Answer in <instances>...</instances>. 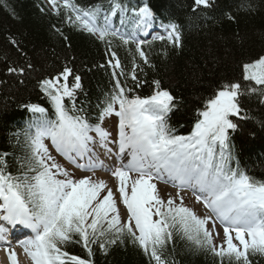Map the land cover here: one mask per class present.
I'll return each mask as SVG.
<instances>
[{
  "label": "snow or ice",
  "instance_id": "snow-or-ice-1",
  "mask_svg": "<svg viewBox=\"0 0 264 264\" xmlns=\"http://www.w3.org/2000/svg\"><path fill=\"white\" fill-rule=\"evenodd\" d=\"M213 2L193 0V11L211 8ZM49 3L57 15L61 7L65 9L68 23L97 35L109 45V37H119L125 45L135 42L144 64L154 67L142 48L150 42L112 30L108 14L103 15L102 25L98 23L102 15L100 6L84 9L74 0H63L62 5L58 0ZM5 6L8 7L6 0ZM129 11L136 27L151 26L154 13L147 4L129 9L119 0H112L111 16L117 12L126 15ZM166 28V37L155 39H167L179 46L182 39L179 26L170 23ZM110 55L115 58L114 63L108 62L115 83L95 124L89 122L84 109L76 104L77 91L83 90L81 76L73 75L72 68L65 66L56 77L40 82L54 109L52 117L39 104L24 105L33 119L24 133L28 155L20 163L18 175L7 171L8 154H0V219L32 231L30 239L20 241L32 264H93L91 259L70 255L66 246L82 244L91 257V245L98 244L107 253L110 245L123 243L124 237L130 238L149 257L150 264H170L164 252L177 235L197 251L210 252L220 264H225V259L228 264H252L251 256H264V181L249 176L240 169L238 161L233 167L232 143V134L239 130L233 118H246L242 116L241 97L257 92L264 96V57L243 65L244 81L254 84L247 87L238 82L223 84L206 100L204 109L197 112V122L191 134L185 136L175 134L169 124L170 114L177 108L176 97L162 89L159 80L153 81L152 95L130 97L132 89L118 78L126 75L121 62L114 51ZM118 68L119 74L115 71ZM137 68L139 65L133 60L131 80L140 86ZM7 71L23 75L25 69L9 67ZM70 76H73L71 85ZM112 116L118 118L115 140H110L111 133L102 126ZM46 141L51 142L56 152L88 171L103 167L91 155L90 145L99 143L111 153L108 147L111 142L121 161L127 155V163L112 170L119 182L118 193L126 206L127 220L122 221L117 199L106 181L91 176L75 179L56 162ZM78 158H87V163L78 164ZM156 180L192 189L198 193L197 202L211 215H197L184 206L183 197H179V204L174 198L165 201L159 195ZM217 222L223 226L220 244L215 242L220 238V232L215 230ZM6 237L7 229L0 226V242L10 245ZM7 250L11 264H19L17 253L10 246Z\"/></svg>",
  "mask_w": 264,
  "mask_h": 264
},
{
  "label": "trees",
  "instance_id": "trees-1",
  "mask_svg": "<svg viewBox=\"0 0 264 264\" xmlns=\"http://www.w3.org/2000/svg\"><path fill=\"white\" fill-rule=\"evenodd\" d=\"M81 8L100 6L103 15L112 9V0H74ZM129 9L147 4L154 13L152 29L160 28L166 37V26L175 23L181 32L179 46L155 37L146 38L143 50L154 67L144 64L136 43L125 45L119 37H109L111 45L97 35L73 26L60 8L57 15L49 2L43 0H0V154L7 153V171L18 175L19 165L28 155L24 133V105L39 104L51 110L48 97L38 90L44 79L59 75L65 66L73 75H80L83 90L77 91V107L84 109L89 121H96L107 94L115 83L114 51L126 75H118L131 97H148L155 91L154 80L177 99V108L170 114L169 124L177 135H190L197 122V112L204 109L208 98L225 83L254 82L243 79V65L264 55V0H214L211 8L193 11V0H119ZM62 5L63 3H59ZM133 14L117 12L116 25L126 36L135 33ZM161 36V35H159ZM15 41V43H12ZM133 60L139 65L137 86L131 80ZM31 65L29 68L28 66ZM9 67H23V75L11 74ZM141 69H143L141 71ZM119 74L120 69H115ZM126 81V83H125ZM73 76L69 77L71 85ZM260 87V86H256ZM69 103V102H68ZM242 116L234 118L239 130L232 134L233 167L264 181V96L259 92L241 97ZM52 117V115H49ZM89 257L82 244L66 246L70 255L91 259L93 264H150L149 257L130 238L108 247L107 253L98 244L91 245ZM170 264H220L205 250L197 251L178 235L164 252ZM252 264H264V256H251ZM154 264V262H151ZM225 264H228L225 259Z\"/></svg>",
  "mask_w": 264,
  "mask_h": 264
},
{
  "label": "rangeland",
  "instance_id": "rangeland-1",
  "mask_svg": "<svg viewBox=\"0 0 264 264\" xmlns=\"http://www.w3.org/2000/svg\"><path fill=\"white\" fill-rule=\"evenodd\" d=\"M261 57H264V55ZM250 63H252V62H250ZM117 121H118V118L115 116H112V117H109L105 120V125L109 129H112V128H114V125L116 124ZM117 125H118V123H117ZM46 143H48V145L52 151V155L55 157V150L51 147L49 141H46ZM92 148H93V152H92L93 158L95 160H97L95 157V154L98 153V146L92 145ZM55 160L62 167L66 168L69 171V173H71L73 175V177L75 179H80V178H84L87 176H91L94 180L102 179V180L106 181L108 187L111 188L115 194V197H116L117 203H118V207L120 209L122 221L127 220L128 212H127L126 206L123 205L121 198L119 196V193H118L119 182L112 175V170H104V171H96L95 172V171H88L85 169H75L73 166L69 165L65 161H63V162L57 161L56 157H55ZM132 175H133V178H135L136 174L133 173ZM154 182L157 184V189H158L160 197L162 199H164L165 201H167L169 198H174L176 200V203L179 204L180 203L179 197H183L184 206L192 208L197 213V215L202 216V217L205 215H211V213L207 209L204 208L202 203L197 202V200H196L197 194L193 193V191H191L192 189H190V188L181 189L178 187H173L172 185L165 184L164 182L159 181V180H156ZM104 194H106V190H105V193H102V195H104ZM155 218L156 217H154V219ZM209 227H211V225H209ZM215 230L220 232V238H217L215 241L217 244H220V243H222L223 226L220 225L219 222H217ZM18 262H19V264H21L20 261H18ZM0 264H11V261L9 260V257L4 256L0 260ZM26 264H32L30 257L27 258Z\"/></svg>",
  "mask_w": 264,
  "mask_h": 264
},
{
  "label": "bare ground",
  "instance_id": "bare-ground-1",
  "mask_svg": "<svg viewBox=\"0 0 264 264\" xmlns=\"http://www.w3.org/2000/svg\"><path fill=\"white\" fill-rule=\"evenodd\" d=\"M194 5V4H193ZM194 8V6H193ZM39 94L41 93V96L42 97H46V95L44 94V92L40 89L38 90ZM110 159V158H109ZM127 160L128 158H124L123 161L119 160L120 163H127ZM3 243V242H1ZM8 245H1L0 244V253L3 252L4 250H7L8 249ZM16 253H17V257L19 259H22L23 258V253H24V250L23 249H18L16 247H11ZM7 253H8V250H7ZM9 255V254H8Z\"/></svg>",
  "mask_w": 264,
  "mask_h": 264
}]
</instances>
